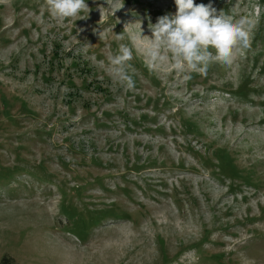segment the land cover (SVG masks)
<instances>
[{"label": "rangeland", "instance_id": "1", "mask_svg": "<svg viewBox=\"0 0 264 264\" xmlns=\"http://www.w3.org/2000/svg\"><path fill=\"white\" fill-rule=\"evenodd\" d=\"M264 264V0H0V260Z\"/></svg>", "mask_w": 264, "mask_h": 264}, {"label": "trees", "instance_id": "2", "mask_svg": "<svg viewBox=\"0 0 264 264\" xmlns=\"http://www.w3.org/2000/svg\"><path fill=\"white\" fill-rule=\"evenodd\" d=\"M0 264H14V261L12 258L4 256L1 258Z\"/></svg>", "mask_w": 264, "mask_h": 264}]
</instances>
